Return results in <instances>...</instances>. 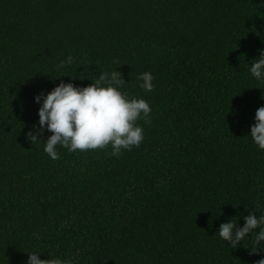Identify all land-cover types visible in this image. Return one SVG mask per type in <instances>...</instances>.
<instances>
[{"label": "trees", "instance_id": "16d2710c", "mask_svg": "<svg viewBox=\"0 0 264 264\" xmlns=\"http://www.w3.org/2000/svg\"><path fill=\"white\" fill-rule=\"evenodd\" d=\"M260 50L264 0H0V264L32 251L73 264L264 258L249 255L259 229L235 249L217 232L264 215V151L248 135L264 106L250 73ZM116 67L122 90L152 108L139 148L117 158L59 147L53 160L31 143L36 95Z\"/></svg>", "mask_w": 264, "mask_h": 264}, {"label": "clouds", "instance_id": "9594fccd", "mask_svg": "<svg viewBox=\"0 0 264 264\" xmlns=\"http://www.w3.org/2000/svg\"><path fill=\"white\" fill-rule=\"evenodd\" d=\"M75 58L69 55L62 60L57 69L71 65ZM113 63L118 67L119 60ZM102 72L98 78L84 87L74 85L63 80L47 94L41 92L34 97L40 105L38 108L39 127L33 125L35 131H29L26 136L31 143L44 144V152L53 160H58L59 147L69 152L96 151L110 148L111 155L119 156L124 151L139 148L144 141L145 133L140 120L151 123L152 108L142 97L130 96L122 90L125 83L123 75L116 69ZM250 73L256 80H264V50H260L259 57L254 59ZM139 85L146 92L154 90L155 77L150 71L141 73ZM51 133L46 141H42L43 133ZM259 150L264 151V106L257 108L254 123L248 133ZM259 229L255 236L254 247L249 255L264 252L261 242H264V215L257 217L249 211L244 217L243 226L237 225V220L230 219L219 225V237L234 249L246 236ZM78 254V253H77ZM41 253H28L26 264H73L72 258L49 255L48 259H40ZM254 264H264V258L254 261Z\"/></svg>", "mask_w": 264, "mask_h": 264}]
</instances>
